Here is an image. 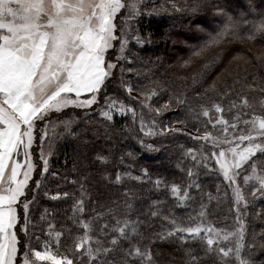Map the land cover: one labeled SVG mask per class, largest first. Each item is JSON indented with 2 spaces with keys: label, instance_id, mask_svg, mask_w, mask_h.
<instances>
[{
  "label": "snow or ice",
  "instance_id": "6c2138e0",
  "mask_svg": "<svg viewBox=\"0 0 264 264\" xmlns=\"http://www.w3.org/2000/svg\"><path fill=\"white\" fill-rule=\"evenodd\" d=\"M142 4L143 0H0V264L17 262L18 239L14 229L18 218L14 205L18 203L19 197L24 195L34 168L28 150L33 143L35 121L43 120L49 112H60L68 106L87 108L97 103L99 94L107 87L106 82L113 76V70L125 58L128 40L123 29H119L118 34V15L123 10L127 14L125 21L139 16L142 14ZM173 7L176 11L181 10L175 4ZM242 26H250L246 39L254 41L264 37V14H261L258 20L244 19L243 25L228 16L223 27L215 34H210L204 48L194 55L199 56L206 48L218 45L229 37L240 39ZM136 40L137 43L141 42L140 37H136ZM116 41H119L120 45L119 55L116 56V62H111L106 60V55L115 47ZM120 87L129 94L134 91L133 86L124 82L123 77ZM260 91L264 92V88ZM84 94H90L89 98L81 99ZM142 95L144 100L139 101L141 108H147L151 112L149 101L157 95L155 89ZM228 95L225 91L224 96ZM176 103L184 104L185 100L177 98ZM260 105L264 108V98H261ZM164 107L168 105L165 104ZM213 107L217 113L223 112L219 103L213 104ZM236 107L247 109L254 108V105L246 97H241L239 105L235 101L231 102V108ZM201 108L202 112L198 115L209 116L210 110L203 105ZM189 110L194 111L191 106ZM114 111L121 114L131 113L134 121L137 116L135 109L125 105L123 101L106 96L105 108L101 115L112 121ZM156 111L159 113L160 109ZM246 115L247 113L237 115L236 123L230 124L223 119L217 121V124L224 126L223 139L214 137L210 132H206L202 138L211 141L213 148H220L218 154L213 152L212 155L216 157L224 180L229 186L235 185L232 187V194L237 206L236 222L239 227L235 231L223 233L212 225L182 227L174 218L164 217L172 226L167 231V237L200 242L205 245V256L215 253V264H250L241 252L245 247V225L239 215V206L243 204L246 210L250 202L245 200L237 177H240L242 172L246 173L243 181L245 185H252L253 198H264V168L258 164L261 158H264V116L253 114L251 120H248L244 118ZM239 122L250 125L248 133L239 135L235 140H229L228 128L238 129ZM73 123L71 120L64 121L61 135L79 136L80 133L73 127ZM215 126L214 124L213 127ZM145 127L142 112L140 130L144 132ZM155 134L151 128L145 132V135ZM41 141L43 143L44 137H41ZM21 148L24 149L27 170L23 171V179H18L23 166L18 160L13 161L12 157L18 154ZM187 155L191 156L193 166L206 167L204 162L209 157L201 156L198 159L191 149ZM41 159L43 170L47 172L48 159L44 158L43 150ZM96 160L101 164L108 162L107 156L102 154H98ZM194 174L191 168L187 169L189 178ZM121 181L122 176L117 173L115 183L119 184ZM36 183L39 187L40 181ZM155 183L158 188L161 181L157 180ZM192 187L199 186L194 181L189 183L187 188L173 184L171 193L183 203L189 198L188 189ZM84 195L81 185V197ZM64 197L67 198L68 193H64ZM60 198L59 194L51 197L53 200ZM211 199L209 195V200ZM206 208V205H201V221L206 217ZM24 211L27 233L28 203L24 204ZM75 212L83 214V199L74 205ZM132 213L133 204L126 202L123 209L117 205L97 213L88 220H81L74 215L73 223L82 229L83 234L75 237L74 241H69L73 245L71 257L65 255L57 259L47 250V242L44 245L45 251L31 248L29 251L35 260H51L53 264H85L84 259H77L84 257L87 258V264H115L108 258L117 249H122V264H134L136 260H140V264H144V261L150 264V252L141 251L134 243L135 238L142 235L140 229L145 221L139 218L131 219ZM150 215L157 217L160 213L153 210ZM46 217L47 210L41 215V221ZM48 227L47 235L52 236L53 226L50 224ZM55 235L58 241L62 234L57 232ZM36 238L40 239L38 236ZM233 239L234 247L222 246V242ZM93 243L97 247H92ZM185 254L188 257L186 264H205L204 258L200 257L195 249L189 248ZM23 264H30L28 252L25 253Z\"/></svg>",
  "mask_w": 264,
  "mask_h": 264
},
{
  "label": "trees",
  "instance_id": "16d2710c",
  "mask_svg": "<svg viewBox=\"0 0 264 264\" xmlns=\"http://www.w3.org/2000/svg\"><path fill=\"white\" fill-rule=\"evenodd\" d=\"M158 1L163 5L160 8L162 14L152 10L140 16L137 25L145 47L135 48L133 51L130 73L126 75L121 72L123 64L119 63L113 76L106 82L107 87L104 90H116L124 94V89L120 87L121 77L124 82L126 78H130L134 85H140L141 80L149 78L147 80L152 81L147 83L152 82L164 86L167 89L166 92L174 91L180 95L183 92L193 91L204 98L208 93L212 95V91L205 90V86L227 56L234 52L240 53L249 49L251 51L250 46H254V43L258 47L264 45V37L254 41L246 39L250 26H242L240 39L229 37L218 45L206 48L199 56L194 55L195 52L204 48L210 34H215L223 27L228 16L239 21L241 25L244 19L258 20L260 15L264 14V0H181V4L177 5L180 11H176L171 5L179 0ZM114 45L115 47L109 53V57L113 58L116 42ZM239 47L242 50L238 49ZM255 57L256 55L251 56L252 61L243 63L240 69L230 71L224 83L213 84V89L220 92L223 85L229 81L241 83L243 86L263 88L264 56L260 59ZM124 97H127L126 94ZM113 126L117 127L116 132L101 128V126L90 128L89 132L95 138L90 140L89 145H86L83 139L67 137L58 147L55 159H57L62 175L59 174L60 178L56 186L68 187V191L72 193H68L67 198L62 196L58 200L49 201L48 212L54 216L53 227L57 230H65L62 240L65 246L72 245L69 241L75 240L74 233L77 225L73 223L72 213L78 200L83 199L84 201L83 214L75 215L81 220L93 218L97 213L105 212L108 208L117 205L123 209L125 203L130 202L133 204L131 219L139 218L145 221L140 229L142 235L136 237L134 243L140 247L141 251L150 252L152 257L150 264H186L188 257L185 253L189 248L195 249L197 254L204 258L205 264H215L216 258L210 255L205 256L203 251L205 245L200 242L167 237V231L172 226L164 217L174 218L182 227L202 225L203 221L196 220L191 211L192 204L187 203V199L182 203L185 205L182 208L181 202L171 193V186L176 184L184 188L196 178H201L202 181L197 182L199 187L194 194L203 198L201 205H206V211H208L213 206L210 203L208 207L209 195L213 196L216 192L205 183L209 182L206 176L216 174L208 169L201 172L199 168L193 167L191 156L183 158L180 168L178 156H173V153L168 162L164 163L157 160L159 157L148 158L149 155L139 145L140 136H132L130 133V138H128L119 122ZM182 131L165 132L163 136H157L147 144H154L171 151L177 144H186L190 145L188 150L206 152V142L184 135ZM114 133L116 138L113 139ZM181 152L182 150H178L177 153ZM32 154L37 158L36 148L33 149ZM98 154L107 156V164H101L96 160ZM189 168L195 173L191 178L187 175ZM145 170H147V175H145ZM117 173L122 176V181L114 184ZM35 177L37 175L27 184V190L22 198L30 200L33 197L32 187ZM133 177L141 179L137 180ZM69 179L71 182H68ZM157 180L161 181L158 188L155 183ZM81 185L85 192L83 197H81ZM126 188L129 192H125ZM116 197L121 199H116ZM38 199L42 201L41 196H38ZM15 208L18 218L14 229L18 239V261L23 250L20 227L23 225L24 212L19 205ZM153 210L158 211L160 215L152 217L150 213ZM93 237L95 238V233ZM123 258V250L117 249L108 259L114 261L115 264H122ZM261 260L264 264V260ZM134 264H140V260H136ZM144 264H149V262L144 261Z\"/></svg>",
  "mask_w": 264,
  "mask_h": 264
},
{
  "label": "rangeland",
  "instance_id": "374dc122",
  "mask_svg": "<svg viewBox=\"0 0 264 264\" xmlns=\"http://www.w3.org/2000/svg\"><path fill=\"white\" fill-rule=\"evenodd\" d=\"M173 4L177 6L181 4V0L171 3L172 6ZM162 7L163 5L158 0L155 2H151L150 0H143L141 15H146L147 12L152 10H156L157 12L162 14V11L160 9ZM126 15L127 14L125 12L119 14L116 23L118 25V34L119 29H123L128 40L124 53L125 58L119 62L120 64H123V73L127 75L130 73L129 68L130 64L133 61V51L135 50V48L142 49L145 46L139 35L137 25L140 21L141 15L127 19L125 21ZM136 37H140V43H137ZM116 44L117 46L115 49L114 58L109 57V50V53L106 55V60L116 62V56L119 55V41H116ZM259 46L260 47H258V45L254 43V46H250L251 51L249 49L248 51L244 50L240 53L234 52V54L232 53L227 56L222 61V64L220 65L218 71L210 78L209 83H207L205 86V90H207L208 92L212 91V95L208 93L204 98L197 95V93L193 91L191 93L183 92L180 95H178L174 91L166 92L167 89L164 88V86L152 82L147 83L149 81H152L147 80L149 78L141 80V82L139 83L140 85H134L133 81L130 78H126L125 82L132 85L134 88V91L131 92V94L124 90V94H126L127 97H124V94L118 93L116 90L112 91L108 89L107 91V89H103L98 96L97 103L93 104L91 107L77 108L74 106H68L62 109L60 112H49L43 120H36L33 127V143L31 148L28 150L30 152L31 160L34 165L28 184L30 180L35 175H37L32 187L34 195L30 200L22 198V196H24L22 195L19 197L18 203L14 205V207L19 205L24 212L22 221L23 225H21L20 227L23 250L19 255V259L16 264H23L26 252H28V259L30 261V264H53L51 260H35V257L31 256V253L29 251V248L42 252L45 251L44 245L46 242L49 244L47 250L57 259L65 255H68L69 257L72 256L73 245L66 247L62 241L65 235V230H57L53 227L52 236L47 235V233L49 232L48 226L50 224L52 226L55 224L54 216L50 215V213L48 212V202L54 201L53 199H51V197L57 194H59L62 198V196H64V193H72L68 191V187L56 186L57 180L60 178L59 174L62 175L60 167L57 163V159H55V157L57 156L58 147L66 140L67 137L73 139H83L86 141V145H89L88 143L90 142V140L95 138V136H92L89 132L90 128L101 126V128H108L113 132H116L117 127H114L113 125H117V122H119V124H121V126L125 129L124 132L128 135V138H130V133L132 134V136H140L141 140L139 141V145L145 150V153L149 155L148 158L152 159L153 157H159V159L157 160L160 163H164L168 162V159L173 153V156H178L179 168L183 163V158L188 156L187 153L190 145L177 144V146H173L174 148H172L171 151L170 149L161 148L160 146L154 144H147V142L157 136H163L165 132H170L172 131V129H175L176 131L183 130L184 132L182 131L181 133H183L184 135H188L194 139L206 142V152H193L198 159L201 156L209 157V159L204 162L206 164V167L204 165L195 167L199 168L201 172L208 169L216 174L207 175L206 177H208L209 182H205L207 186L212 188V190L216 193L213 196L211 195L212 199L208 201V207H210L211 204H213V206L210 208V210L206 211V217L203 219V224L199 225H212L218 229H221L223 233L235 231L239 227V224H237L236 222V217L238 215L237 206L232 194V187H234L235 185L229 186L228 182L224 180L223 173L221 172L219 165L216 163V157L212 155L213 152H216L218 154L220 148H213L211 141H205L202 138L205 136L206 132H210L214 137L223 139L225 135L224 126L222 124H217V121L220 119L226 120L231 124L236 123L235 117L237 115H243L244 113H247L244 118L248 120H251L253 114L257 116H264V108H262L260 105L261 98H264V92L260 91L261 88L254 86H243L241 83H234L229 81L228 83L223 85L220 92H218V90L216 89H213V84L220 85L219 82L224 83V80L228 78L230 71L236 68L240 69V67H242L243 63L245 62L250 63L252 61L250 60L251 56L254 57V55H256L255 58H262L264 56V45ZM238 49L242 50L241 47H239ZM114 71L115 69L113 70V73ZM253 88L255 90H253ZM153 89H155L157 95L153 96L152 100L149 101L152 108V111L149 112L147 108H141L139 101L144 100V96L142 95V93L149 92ZM225 91L229 93L228 96H224ZM89 95L90 94H84L82 95L81 99H87L89 98ZM106 96L116 98L118 101H123L125 105L135 109L137 113L135 121L133 120L131 113L121 114L117 111L113 112L114 118L112 121L106 120L101 115L102 110H104L105 108ZM241 97H246L248 101L254 105V108H231V102L235 101L237 105H239ZM177 98L185 100V103L177 104ZM215 103H219L221 105V107L223 108L222 113H217L215 111V108L213 107V104ZM165 104H167L168 107L165 108ZM201 105L210 110L209 116L205 117L203 115H198L202 112ZM189 106H191L194 111H190ZM156 109H160L159 113H157ZM142 112L144 115V124L146 125L144 132L140 130V115ZM68 120L74 121L73 127L77 128L78 132L80 133L79 136L73 137L61 135L63 131V122ZM214 124L216 125L215 127H213ZM249 127L250 125L246 126L243 122H239L238 129H232L231 127L228 128L227 138L229 140H235L239 135L247 134ZM149 128H151L156 134L145 135V132L148 131ZM130 129L132 130L131 132ZM45 132L47 133L46 136ZM112 136L113 139L116 138L115 133ZM41 137H44L43 143L41 141ZM149 145L151 147H148ZM225 147H227V145H225ZM34 148H36L38 152L37 158H35L34 154H32ZM42 150L44 158L48 159L49 170L47 172H44L43 170L44 164L43 160L41 159ZM178 150H182V152L177 153ZM12 160H18L23 166L22 171L18 176V179H23V171L27 170L25 165L24 149L21 148L18 154H14ZM192 164H190V166ZM258 164L259 167L264 168V158H261V161H259ZM245 174L246 173L242 172L241 176L237 177L245 200L250 202L246 210L243 204L239 206V215L245 225V247L242 248L241 252L243 258L248 260L250 264H263L261 259L264 260V257H262L264 256V198H259V196H257V198H253L252 185L244 184L243 176ZM200 180L202 181L201 178H196L194 180L195 184H197V182ZM37 181H40L39 187H37ZM68 182H71V180L69 179ZM114 184L116 183L114 182ZM27 186L28 185H26L25 187L24 194L27 190ZM184 188H187V185H185ZM197 189L198 187H192L188 189L189 198L187 202L189 204H192L191 211L193 212L196 220L201 219L199 213L201 211V201L203 199L202 197L194 194ZM125 192H129V190L126 188ZM38 196H41V202L38 199ZM116 199L120 200L121 198L116 197ZM25 203L29 204V222L27 224V233L25 232ZM181 205L182 208L185 207L184 204L181 203ZM46 210L47 217L45 220L41 221L40 217L45 213ZM79 214L80 212L74 213L73 209V216H79ZM57 232L62 234L58 241L55 235ZM82 234V229L77 226L74 233L75 237ZM37 236L40 237V239H37ZM222 246L226 248L234 247L235 240L233 239L228 242H222ZM92 247H97V245L93 243ZM210 256L216 258L215 253L211 254ZM77 259H84L85 264L87 263L86 257Z\"/></svg>",
  "mask_w": 264,
  "mask_h": 264
},
{
  "label": "crops",
  "instance_id": "0c3cea01",
  "mask_svg": "<svg viewBox=\"0 0 264 264\" xmlns=\"http://www.w3.org/2000/svg\"><path fill=\"white\" fill-rule=\"evenodd\" d=\"M11 163V162H10Z\"/></svg>",
  "mask_w": 264,
  "mask_h": 264
}]
</instances>
